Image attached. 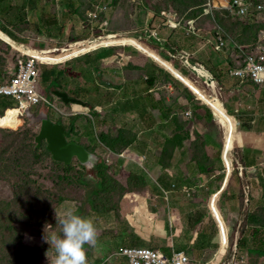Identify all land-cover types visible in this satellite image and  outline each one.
<instances>
[{"label":"rangeland","instance_id":"obj_1","mask_svg":"<svg viewBox=\"0 0 264 264\" xmlns=\"http://www.w3.org/2000/svg\"><path fill=\"white\" fill-rule=\"evenodd\" d=\"M68 1L69 0H63L62 2L68 4L67 7L69 9L75 8L77 4H80L78 10L85 23L80 21V18L77 19V23H70L66 34H58L57 37H54L58 40L54 44L56 48L62 49L75 42L84 40L93 41L101 37L107 38L108 36H116L121 38L130 34H154L161 40H175L179 44H184V50L186 52H180L186 54L195 62L202 63L201 60L203 59H209L210 61L215 59V53L212 51L211 47L206 44L205 39L207 37L205 38L204 33H201L204 38L188 37L186 31L180 28L172 29L169 26L162 25V17L155 13V8L152 4H147L144 0H77L78 2L76 0H70L69 2H73L72 5H70ZM165 1L170 4L169 6L179 10V12L175 11L174 13L172 12L173 14L168 13V15L175 16L174 14H183V17H177L176 21L179 22L182 18H188L189 15L199 14V2L201 4L203 0ZM253 1L255 3L252 12L254 16L248 17L251 19H240L229 16H215L213 18L202 17L197 19L195 23L197 32L203 31L207 36L208 34L212 36L221 28L224 32V39L230 44L232 42L242 44L241 40L245 39L252 42L253 38H257L259 40L256 42V45L264 46V0ZM258 5L263 6V8L261 10L257 9L256 6ZM97 6L101 8L98 11L99 14L102 12V9L104 12L101 13L102 16H99L98 19L92 22V19L89 17V12L96 11ZM63 14L72 15V9L70 12H64ZM184 14H188L187 17ZM166 18L164 20L167 22ZM181 22L184 24L183 20H181ZM1 28L6 30L2 25ZM209 30L214 31L210 32ZM228 34L230 36H228ZM259 36H261V38ZM44 37H38L37 40L36 38L32 40L35 42H45L46 39L43 40ZM0 39L6 43H10L8 39L7 41L1 36ZM135 39L152 46L151 43L144 39ZM250 42H246L245 44H251ZM107 43L99 45L88 44L90 48L96 50L88 52L79 58L70 60L63 65L59 64L50 67L39 65L42 78L39 91L45 96L52 99L54 98L57 106L67 114H71L72 112L80 113L77 114V116H75L76 114L74 113V116L68 119L56 116L51 112H49V115L54 123H63L67 130L70 129L73 119L78 117L77 131L79 134L71 136L68 140L79 144H87L90 150H94L96 154L103 157V163L108 158L114 160L111 167L113 171H110V173L116 181L125 184L126 181L124 178L129 175L128 173L135 164L132 162L133 160L130 161L126 158L125 164H128V166H120L117 162L118 159L110 155L107 152V148L100 142L101 139L99 136L97 137L96 131L95 134L93 132L91 133L90 130L95 124L98 127V133H102L100 127L103 122H98L97 115L94 112L104 111L103 113L107 115L106 119L109 121L107 124L109 127L125 128L134 131L137 136L139 135V139L137 138L138 140L135 141L131 150L136 149L137 152L146 155L148 160L156 161L157 157L155 153L161 150L159 147L165 138L164 125L162 124L165 112L161 110V108L164 109L163 103L160 105V110L163 114L162 118L155 119V117L151 116L148 100L149 95L145 94L148 89L147 78L151 75H155L157 78L156 85L151 87L150 91L151 95L157 99V105L161 98L163 101L166 100L169 104H172L174 111L186 112V108L187 110L194 111L196 109L198 110V105H196L195 101L192 99L181 97L179 101H181L183 105L177 107L176 103L178 99L174 101L175 98H178L176 90L164 80L163 75L156 69L152 60L144 57L134 46L103 47L107 46ZM117 43L122 45H126L127 43L137 44L134 39H126L123 42ZM24 44L25 47L27 46L36 50L41 48L29 42H24ZM49 45L50 44L47 46ZM113 48L116 49L114 52H117L116 56L112 57L113 60L110 58L102 59V54L106 50H111ZM154 49L157 50L155 52L163 58L167 57L168 59V57H170L169 54L161 49L157 47H154ZM176 50L179 51L181 49L176 48ZM145 51L147 53L149 52L148 50ZM237 51L238 50L234 49L235 53H237ZM23 59L26 58L21 54L19 49L16 48V51H14V49L0 41L1 84L6 85L15 78L16 75L14 74L18 73L19 62ZM40 61L47 63L46 60ZM170 62L172 64L174 63L179 69L188 71L186 74L191 81L207 95L212 97L213 91L205 85L204 81L197 79V76V78H195V74L193 75L192 71L184 66L180 60L170 57ZM100 72L103 75V82L99 81ZM241 84L243 85L244 82H241ZM215 89L216 94L226 101L225 95L217 88V84L215 85ZM54 91L67 93L71 98L81 100L88 104V108L83 107L86 112H76L75 109L78 107H75V105H65L54 96ZM226 91L229 92L228 90ZM2 102L4 107L0 111V144H5L0 145V264H53L56 256L55 248H51L48 243H45L42 237L45 234V228L49 236L52 234L62 235L61 227L59 223H57L56 213L59 217L69 208L74 209L75 212L78 208H81L85 210L84 213L86 216L91 215L88 217H81L91 219L93 222H99L96 217L98 211L93 210L92 204L88 200L89 191H87L81 183V172L83 169H80L79 162L76 160L74 162L76 166L67 172L52 158L37 159L34 157L30 153L28 145L34 143L35 146V138L39 135L41 127L35 126L31 128L29 126L31 122L25 118L26 114H22L19 110L6 111L7 118H15L17 120V125L3 124L4 119L1 117L6 115V108L15 107V109H17L16 107H18V104L12 99L2 98ZM135 105H139L136 110L133 108ZM42 108L43 106H35L32 110L34 113L39 114ZM199 112L202 118L197 120V124H201L199 127L205 125V127L200 128L201 134L203 135V137H201L202 140H204L203 143L208 147V153L212 155L215 160L220 162V165L222 164V167H219L217 163H212L213 169L222 168L227 173L228 171L223 160L225 148L224 137L226 134L225 127L217 121V118L209 116L206 111L199 110ZM114 117L116 119H114ZM92 131L94 130L92 129ZM237 131L241 133L243 128L240 126ZM112 134H114V132H112ZM90 135H92V137H89ZM234 143L235 146L233 151L236 153L239 160L240 149L244 144L243 141L242 144H239L237 139H234ZM193 147L195 154L201 153L199 149H202V147H199L198 144ZM232 167L234 168V165L230 164L231 171L229 172L231 175L235 176L234 173L238 171L237 169L234 171L236 167L232 170ZM136 168L135 166V169ZM117 174L121 175L117 176ZM22 175L27 176L29 179L23 181L19 177ZM207 176L211 177V174L209 173ZM234 176H232L231 179L234 178ZM88 177L92 179L90 174H88ZM237 177L238 176H235V178ZM221 178L222 177L219 176L211 180L212 182H214V180L216 181L215 186L217 188L222 186H220L218 182L222 181L223 183L226 176H223V180ZM13 182H16V184L20 183L21 186H14ZM130 185L132 186V184ZM207 185V187L212 186V184L209 183ZM209 194L205 196V205H209L211 198ZM62 197H64L65 200L61 201L60 199ZM118 201H120L119 193L116 195L112 194L111 197L107 198L103 195L99 204L101 207H104L110 202L115 204ZM94 211L97 213L92 216ZM102 211L103 213H112L118 216V211L116 210L109 212L102 209ZM109 216L110 218L107 221L109 222L108 224H110V222H112V224L116 222L113 218L114 215ZM38 222H41L40 224L43 225L41 230L37 227ZM105 226L108 227L109 225L106 224ZM234 230V232L232 230L229 231L232 233L228 235L230 251L223 261V264H230V260L234 254V246L237 238L236 232L238 228L236 227ZM106 234L104 235L109 237L108 235H113L114 233L110 229H107ZM128 245L129 244H127V246ZM134 245H142V243L133 242L132 246Z\"/></svg>","mask_w":264,"mask_h":264},{"label":"crops","instance_id":"obj_2","mask_svg":"<svg viewBox=\"0 0 264 264\" xmlns=\"http://www.w3.org/2000/svg\"><path fill=\"white\" fill-rule=\"evenodd\" d=\"M62 1L0 0V29H2V25L8 31L3 29L7 32V35H10L21 45H25L24 42H29L41 47L39 50H36L22 46L25 50L32 51L33 53L42 54L59 49L54 47V44L58 41L54 37H57L58 34H66L70 23H77L78 18L83 22L78 10L80 4H77L75 8H71L72 15H68L63 13H68L71 9L67 7L68 4ZM72 3L69 2L70 5ZM180 29L183 30V28ZM209 31L213 32V30ZM201 33H204L205 38L207 37L205 39L206 44L215 53L214 60L203 59L201 61L213 72L218 80V84L221 86V92L226 97V101L234 107L239 119L238 128L240 126L243 128L242 134L238 133V131L234 134L233 113L217 96L213 98L207 95L190 79L181 76L169 62L155 51L148 48H140L136 45L134 47L165 68L178 82L188 87L194 93L197 100H200L211 108L217 121L225 127L223 157L226 160H228L230 155L227 152L229 142H231L233 147L235 146L234 139H237L239 144H242L243 141L244 146L240 149L239 162L245 168L246 181L244 182L238 172L240 183L233 182L230 172L226 173L222 168H216V171L210 173L211 177L207 176L209 173L202 174L203 172L198 167V161L193 160V150L190 149L196 143L194 132L195 128L198 127L192 123H190L188 130L190 131V140L184 142L182 147L175 149L173 158L170 160L168 166L163 167L159 165V155L163 150L168 132V130H165V120L161 119L164 125L165 138L159 147L161 150L155 153L157 157L156 161L148 160L146 155L137 152L136 149L131 150L135 143L119 154H123L125 159L133 160L132 162L137 167L135 169V166H133L132 170L128 173L129 175L124 180L128 179L132 174L142 175L145 177L146 186L142 191L118 192L120 195V201L117 202L119 205L118 216L112 213L98 212L96 217L99 222H94L98 232L97 243L94 247L88 245L89 248L86 249L88 264H127L124 259H112L111 261H108V259L118 252L119 248L126 247L127 244H129L128 246L130 244L132 246L133 242L142 243L141 246L160 249L167 255H171L175 251L185 252L191 259L190 264H223L230 251V242L227 234H232L229 231L232 230L234 232L236 227L238 228L237 234L240 228H242L240 243L244 238L245 245L242 246L241 250L239 246V252L235 261L239 262L240 259L242 261L244 258L245 264H264V253L261 254V251L264 252V227L248 226L247 222L248 216L251 213L257 215V220L263 221L264 219V86L255 85L249 80L244 81L242 85L239 79L231 77L228 71L234 67L230 63L237 61L233 44H229L230 46L223 54L218 53L207 43V40L213 35L208 34L207 36L205 32L201 31L193 37L204 38ZM38 37H44L43 40L46 39V41L35 42L32 40L34 38L37 40ZM0 41L7 45L2 39ZM172 42L178 49L186 52L184 44H179L175 40H172ZM85 43L86 41L76 45L72 43V47L61 50L63 55L60 57L56 58L46 55L39 59L46 60L50 65L56 63L65 64L70 60L96 50L90 48L88 44L80 47ZM48 44L50 45L47 46ZM7 46L9 47V45ZM113 46L125 47V45L116 42L103 47ZM145 50L149 52L147 53ZM56 52L59 51L56 50ZM238 55L239 53L237 57ZM197 64L209 72L205 66ZM215 77L213 76L216 85ZM197 79L201 78L198 77ZM206 86L212 88L209 84ZM176 95H178L176 106H182L183 104L179 101L182 95L180 96L178 92H176ZM167 103L166 107L164 109L161 108V110L166 111L168 107L173 109L172 104ZM149 110L152 114L151 116L155 117V119L162 118L160 109L153 111L149 108ZM202 110L206 111L205 108H201ZM75 111L86 112L81 107L76 108ZM186 112H191V115L193 113L192 110H187V108ZM220 114L227 117L228 126L226 122L220 120ZM92 129L96 131L97 137L101 135L98 133L96 124ZM227 135L229 138L228 144L226 143ZM89 137H92V135ZM170 137L172 138V135ZM203 151L207 154L211 163H217L219 167H222V164L220 165V162L208 153L207 146ZM125 159H119L117 161L118 164L120 166H128V164H125ZM120 175L117 174V176ZM220 175H225L226 178L223 183L222 181L218 182L222 186L217 188L215 186L216 181L212 182L211 180ZM96 177H92V179ZM208 183L212 184V186L207 187ZM247 188L250 193L249 202ZM208 194L211 197L210 202L209 205H205V196ZM84 211L78 208L75 214L83 217L91 216H86ZM96 213L94 211L92 216ZM109 215H114L113 218L116 222L108 224ZM216 220L220 222L221 227L224 226L225 228L223 236L220 233V226ZM225 220L226 227L223 223ZM106 224L109 226H105ZM107 229L113 231L114 234L108 235L109 237L105 236L104 234H106ZM256 229H259V231H256ZM235 261L232 264H236Z\"/></svg>","mask_w":264,"mask_h":264},{"label":"trees","instance_id":"obj_3","mask_svg":"<svg viewBox=\"0 0 264 264\" xmlns=\"http://www.w3.org/2000/svg\"><path fill=\"white\" fill-rule=\"evenodd\" d=\"M144 1L147 4H149V3L152 4L154 6V8H155V13H157L158 16L162 17L163 20L168 16V13L173 14L175 11L179 12V10H176L173 7L169 6L170 4H168L165 0H144ZM206 1L207 0H203L201 4L199 2L200 6H199L198 9H200L199 10V14L200 15L199 14H197V15H189L188 18H182L181 19V20L184 21V24L182 22V27H181V28H183L184 31L186 30V28H188V26H189L188 24L190 22H194V25H195V21L197 22V19L202 18V17H210V16L204 15L203 6L206 3ZM174 15H175L176 20H177V17H180V18L183 17V14H181V13L174 14ZM184 15H186V17H187L188 14H184ZM100 16H102V14ZM216 16H223V17L229 16V17L240 18V19H251V18H248V17H253L254 15L251 14V15L242 17L240 15H237L235 13L232 14V13H229L227 11H217L216 12ZM181 20L179 22H181ZM1 30L3 32H5L3 29H1ZM196 32H197V30H196ZM5 33L7 34V32H5ZM228 36H230V35L228 34ZM190 37H193V36H190ZM259 37L261 38V36H259ZM254 39H256V41L252 42L253 45H255L256 42L259 40L257 38H254ZM84 41H87V40H84ZM123 41L124 40H117V41H114V42L117 43V42H123ZM134 41H136L137 44H135V43L128 44L127 43L126 45H131V46L136 45L137 47H140V48H148V49H151L152 51H157V50L154 49V47L149 46V45H147L146 43H143L140 40L134 39ZM81 42H83V41L75 42L73 45H76V44L81 43ZM167 42L172 48H174V49L178 48L176 45H174V43L171 40L167 39ZM109 44H113V42H108L106 45H109ZM7 45H9L10 48H12V49H14L16 51L15 46H13L11 44H8V43H7ZM21 46H25V45H21ZM128 49H131V48H128ZM115 50L116 49H114V48L111 49V50H106L102 54L103 55L102 59H106V58L107 59H109V58L112 59V57H115L116 54H117V52H114ZM179 51H181V50H179ZM60 52L61 51H59V53H53V54H51V56L56 57V58L60 57V56L63 55V52H61V54H60ZM143 56L148 58V59H150V60H152L151 58H149L145 54H143ZM165 59H166V61L169 59L167 62H169L179 72V74H181V76L190 79L188 77V75L186 74V72H188V71H186V70L183 71V70L179 69L176 65H174V63L172 64L171 63L172 61L170 62V57H168V59L166 57ZM153 63H154V66L156 67V69H158L160 71V73L163 75L164 80L167 81V83H169L176 90V92L179 93L180 96L182 95V97H186L188 99H192L193 101H195L196 104H198V110L197 109L194 110L192 115H191V117L186 116L185 112H180V111H177V110L174 111V109H171V107L166 108V111H164L165 112L164 116H163V114L161 112V115L164 117V120L166 122V126H165L166 129L165 130H168V132H167L166 142L164 144L163 150H162L161 154L159 155V165H161L163 167L168 166L170 164V160H172V158H173V154H174L175 149L178 148V147H182L184 142L190 140V131H188V130H189L190 123H192L193 125H197L198 126L197 128H195V132H194V135L196 137V143L194 145L198 144L199 147H202V149L201 148L199 149L201 153H197V154H195V152H194V149H193L194 147H190V149L193 150V157H194L193 160L194 161L195 160L198 161L197 162L198 163V167H199L200 171L203 172L202 174L211 173V172L216 171V170L213 169V164L210 162V159L208 158L207 154L203 151V150H205V146L206 145H205V143H203L204 140H202V138H201V137H203V135L201 134L200 128L201 127H205V125L199 127L201 124L200 123L197 124V120L199 118H202L200 116V112H199V110H201V108L202 109L205 108L206 112L208 113L209 116H212V117L216 118L214 113H213V111L211 110V108H209V106L205 105L200 100H197V98L195 97L194 93L188 87H186L182 83L178 82L173 77V75L170 72H168L165 68L161 67L156 62L153 61ZM237 63H238V61H235V63L233 62V63H230V64L233 67H236ZM201 64L203 66H205L209 70V72L215 77V75L208 68V66H206L203 63H201ZM54 65H58V64L56 63ZM188 74H190V73H188ZM14 75H17V74H14ZM194 77L197 78L196 75H194ZM10 82H8L7 84H9ZM156 82H157V78H156L155 75H151L150 77L147 78V88L148 89L146 90L147 93H145V94L149 95L148 96V100H149L150 108L153 111L154 110H159L160 109V105L163 104V103H164V107H166V103H167L166 100L163 101L162 98H161L159 100L160 103L158 102V105H157V102H156L157 99L153 95H151V92H150L151 91V87H154L156 85ZM216 83H217V88L220 89L221 86L218 84L217 78H216ZM148 93H150V94H148ZM2 98L9 99V98H5V97H0V111L4 107L3 102H2ZM177 99L178 98H175L174 101H176ZM138 107H139V105H135L133 108L136 110V109H138ZM172 107H173V105H172ZM16 108H18V107H16ZM9 110H17V109H15V107L14 108L7 107L5 112L6 111L8 112ZM7 112H6L5 116L3 115V117H1L4 120L8 119L7 118ZM94 113L97 115L98 122L99 123L103 122L102 126L100 127L102 133H101V135L99 137L101 139L100 142L104 145L105 148H107V149L113 151L115 154L119 155L120 153L124 152L128 147H130L131 145H133L135 143V141L137 140L138 136L134 132L129 131V130L125 129V128H118V127L112 128V127H109V126H107L109 121L106 119L107 115L105 113L98 112V111L94 112ZM0 116H1V114H0ZM114 119H116V118L114 117ZM77 123H78V117L73 119V121L71 122L70 129L68 130L72 134V136L76 135V134H79L78 131H77ZM61 124H63V123H61ZM22 126H23V124H22ZM11 132H13V131H11ZM91 132H93L95 134V131H91ZM112 132H114V134H112ZM6 134H7V131H6ZM171 135H172V138L170 137ZM4 144H0V145H4ZM80 145L85 146L90 152L96 153L94 150H92V149L90 150L88 148L89 146L87 144L84 145V144L80 143ZM28 149H29L30 153L34 157H36L37 159H40V158L41 159H43V158H52L53 159L52 155L50 154V152L47 149V145L46 144H44V149L42 151H37L35 149L34 143L29 144L28 145ZM228 161L232 165H234L233 159L231 158L230 155L228 157ZM56 163L58 165H60L61 167H63L67 172L70 171L73 167L76 166L75 163L72 166H69V167L66 166L64 163H58V162H56ZM79 167H80V169H83V171L81 172L82 173V175H81V183L83 184L85 189H87V191H89L88 192V200H89V202H91L93 209L98 211V212H101V213H103L102 209L105 210V211H109V212L112 211V210L119 211V205L117 203H115V204L111 203L112 201L110 203L107 202V203H109L108 204L109 206L108 205L107 206L110 207V208H108L107 206L101 207L99 202H100V199L103 197V195H104V197L107 198V197H111L112 194L113 195L114 194L115 195L118 194V192L126 193V192L142 191L144 189V187L146 186L145 177L142 176V175H138V174H132L128 179L125 180L126 181L125 184H121L120 182L116 181L114 179V177L110 173V171H113L111 169L112 166L109 165L106 161H104V163L101 165L100 171H99V173H98V175H97V177L95 179H91V178L88 177V174H87V172L85 170V167H83L81 164L79 165ZM234 168H235V165H234ZM234 171H236V168H235ZM234 174H235V176H238V177L235 178V176L232 175V176H234V178H232L231 180L233 182L236 181L239 184L240 183L239 173L235 172ZM220 176L222 177L221 179L223 180V176L222 175H220ZM19 177L23 181L24 180L27 181V179H29V178H27V176H23V175L19 176ZM130 184H132V186ZM13 185L14 186H18V185L21 186L20 183L16 184V182H13ZM228 186H229V184H228ZM60 200L63 201V200H65V198L62 197ZM247 222H248V226L264 227V219H263V221L257 220V215L256 214H252L251 213L248 216ZM40 223L41 222L37 223V225H38L37 227L39 228V230H41L43 228V225H41ZM223 223L225 224V227H226V220ZM48 225H49V223H48ZM256 231H259V229H256ZM244 245H245V242H244V238H243L241 240V243H240V250H241L242 246H244ZM84 247H85V250L87 248H89V246L87 244ZM263 253L264 252L261 251V254H263Z\"/></svg>","mask_w":264,"mask_h":264},{"label":"built area","instance_id":"obj_4","mask_svg":"<svg viewBox=\"0 0 264 264\" xmlns=\"http://www.w3.org/2000/svg\"><path fill=\"white\" fill-rule=\"evenodd\" d=\"M255 7L253 0H207L204 4V15L215 17L217 11H227L232 14H237L242 17L251 15ZM257 9L261 10L263 6H256ZM100 6L96 7V11L89 12V17L94 22L99 18L100 14L104 12L102 9L99 14ZM165 20H162L161 24L164 26H169L172 29H178L182 27V22H177L175 16L168 15ZM175 22V23H174ZM186 28V35L196 36L194 22H190ZM242 44L232 42L234 48L237 51L235 54L237 58V66L229 71L231 77L239 79L241 82L246 80L251 81L255 85L264 86V46L253 45L252 42L248 40H241ZM250 42L251 44H245ZM207 43L213 47V49L218 53H224V51L230 46L228 41L224 39V32L220 28L217 33H215ZM239 53L238 57L237 54ZM24 56V55H23ZM26 59L20 60L18 65V73L11 83L3 85L0 83V97H5L14 100L18 104V108L25 110L24 108L32 109L35 106H43L48 109L49 112L59 116L61 118H70L74 116V113L67 114L62 111L56 104L55 99L43 95L39 91L41 86V74L39 71V65L41 66H53L49 63H44L38 59L31 58L29 56H24ZM69 62V61H68ZM59 65V64H58ZM63 65V64H61ZM57 66V65H55ZM77 114L79 113H75ZM191 112H186V116H190ZM107 152L119 159H125L123 154L117 155L113 151L107 149ZM224 165L227 169V173L231 171L230 162L223 157ZM106 162L112 166L114 160L108 158ZM140 164V163H139ZM234 168L232 167V170ZM174 187V186H173ZM220 226V233L224 235V226ZM228 237V234H227ZM112 259H124L127 264H189L191 262L190 257L182 251H175L171 255H167L160 249L134 245L119 248L118 252L114 253L108 261ZM241 261V260H240ZM236 262V264H245V259L243 258L241 263Z\"/></svg>","mask_w":264,"mask_h":264},{"label":"water","instance_id":"obj_5","mask_svg":"<svg viewBox=\"0 0 264 264\" xmlns=\"http://www.w3.org/2000/svg\"><path fill=\"white\" fill-rule=\"evenodd\" d=\"M0 33L2 35H4L5 37H7L14 44L20 46V44L18 42H16L13 38H11L9 35H7L1 29H0ZM108 37H110V36H108ZM126 37L144 39V40L148 41L149 43H151L152 46L157 47V48L161 49L162 51L166 52L167 54H169V56L171 58L180 60L184 66H185L186 61L193 62V60H191L186 54L181 53L180 51L172 48L168 44L167 41L159 39L154 34H146V35H135V34L131 35L130 34V35H127ZM102 38H105V37H101V38L93 40V41H99ZM151 40H153L154 43L151 42ZM68 47H72V44H70V46H68ZM68 47H66V48H68ZM63 49L64 48L56 49V50L61 51ZM56 50H54V51H56ZM197 63H199V62H197ZM199 64H201V63H199ZM197 76L199 78H201V80L204 81L205 85H208V83L210 82V81H208V79L200 77L199 75H197ZM99 81L103 82V75L101 72L99 73ZM213 84L215 85L214 79H213ZM209 89L211 91H213L212 88H209ZM215 91H216V89H215ZM54 96L57 99L61 100L67 106L78 105V106H82L84 108H88V104L84 103L81 100L71 98L70 95L67 93H63L61 91H54ZM216 96L219 100H221L223 103H225L230 108L231 112L233 113V116H234L233 132H234V134H236L237 129H238V125H239V121H238L237 113H236L234 107L229 102L223 100L221 98V96H219L218 94H216V92L213 91L212 97L216 98ZM25 114H26L25 118L31 122L29 124V126L31 128H33L35 126L41 127L39 135L35 138V149L37 151H42L44 149V144H46L48 151L52 155L53 160H55L56 162L64 163L66 166L69 167V166H72L74 164V162L77 160V161H79V163L83 167L86 168L88 174H90L91 177H93V178L96 177V175L100 171L101 165L103 164V157L102 156H100L96 153L90 152L85 146L80 145L77 142H69L68 139L72 136V134L67 131V128L65 125L56 124L50 119L49 111L47 108L43 107L40 110L39 114L34 113L33 110L29 108V109L25 110ZM233 150L230 152V156L234 161V164H235L237 171L240 173L242 179L245 182L246 181L245 180V178H246L245 168L242 165V163L239 162L238 157L236 156V153ZM247 190H248L247 191L248 192L247 198H248V202H249L250 193H249L248 188H247ZM218 223H220V222H218ZM240 239H241V228L239 230V233L237 234V238H236V242H235V246H234V254L232 255V259L230 260V264H232L237 258V254L239 252V246H240Z\"/></svg>","mask_w":264,"mask_h":264},{"label":"clouds","instance_id":"obj_6","mask_svg":"<svg viewBox=\"0 0 264 264\" xmlns=\"http://www.w3.org/2000/svg\"><path fill=\"white\" fill-rule=\"evenodd\" d=\"M61 234L46 233L42 237L51 248L54 247L56 256L53 264H88L85 245L95 246L97 243V228L91 219L75 214L74 209H67L62 216H57Z\"/></svg>","mask_w":264,"mask_h":264},{"label":"bare ground","instance_id":"obj_7","mask_svg":"<svg viewBox=\"0 0 264 264\" xmlns=\"http://www.w3.org/2000/svg\"><path fill=\"white\" fill-rule=\"evenodd\" d=\"M0 36L1 37H3L5 40H7L8 38L7 37H5L4 35H2L1 33H0ZM133 40V39H135V38H131V37H121V38H119V37H116V36H111V37H107V38H102L101 40H99V41H91V40H89V41H87L85 44H83V45H81L80 47H84V46H86V44H92V45H94V44H103V43H107V42H114V41H117V40ZM9 40V39H8ZM7 40V41H8ZM8 42H10L11 44H13L17 49H19V51L23 54V55H25V56H29V57H31V58H34V59H39V58H41V57H44V56H46V55H51V54H53V53H58V52H56V51H52V52H46V53H42V54H36V53H33L32 51H29V50H25L21 45L20 46H18V45H16V44H14L12 41H8ZM151 42H153L154 43V41L153 40H151ZM185 66L187 67V68H189L191 71H192V73H194V74H196V75H199L200 77H203V78H205V79H208V81H210L208 84L212 87V89H213V91L215 92V85L213 84V76L208 72V71H206L205 69H203L202 67H200L197 63H195V62H190V61H186L185 62ZM75 106H78V105H75ZM78 107H81V108H83L82 106H78ZM25 110L26 109H29L28 107L27 108H24ZM84 109V108H83ZM17 110H19L20 112H22V114H24L25 113V110H23V109H20V108H17ZM219 118H221L220 120L222 121V122H226V124H227V126H228V121H227V117L226 116H223V114H220V116H219ZM3 124H11V125H17V120L15 119V118H13V117H10V118H8V119H6V120H4L3 121ZM228 135H227V137H226V143L228 144ZM234 149V147H232V145H231V142H229V144L227 145V152H228V155L230 154V152L232 151ZM208 264H210V263H208Z\"/></svg>","mask_w":264,"mask_h":264},{"label":"flooded vegetation","instance_id":"obj_8","mask_svg":"<svg viewBox=\"0 0 264 264\" xmlns=\"http://www.w3.org/2000/svg\"><path fill=\"white\" fill-rule=\"evenodd\" d=\"M68 131V130H67ZM69 132V131H68ZM71 138V137H70ZM70 142V141H69Z\"/></svg>","mask_w":264,"mask_h":264}]
</instances>
